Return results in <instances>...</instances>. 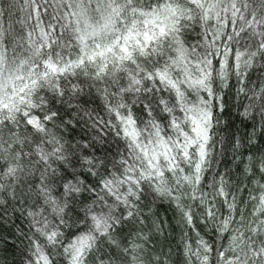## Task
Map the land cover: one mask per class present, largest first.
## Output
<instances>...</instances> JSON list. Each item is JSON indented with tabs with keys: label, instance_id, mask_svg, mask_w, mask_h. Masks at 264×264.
<instances>
[{
	"label": "snow or ice",
	"instance_id": "snow-or-ice-1",
	"mask_svg": "<svg viewBox=\"0 0 264 264\" xmlns=\"http://www.w3.org/2000/svg\"><path fill=\"white\" fill-rule=\"evenodd\" d=\"M157 202L182 264H264V0H0V244L168 264Z\"/></svg>",
	"mask_w": 264,
	"mask_h": 264
},
{
	"label": "trees",
	"instance_id": "trees-1",
	"mask_svg": "<svg viewBox=\"0 0 264 264\" xmlns=\"http://www.w3.org/2000/svg\"><path fill=\"white\" fill-rule=\"evenodd\" d=\"M234 112L235 110L232 109ZM225 120L229 119L228 116L224 117ZM237 127H240L239 122H237ZM244 131V129H241ZM231 160V152L229 151L227 158L220 164V170H224L225 164H228L232 171V179L239 180L243 183H247L244 175H237L235 164L229 163ZM246 196V193L244 194ZM152 215L149 213L150 220L165 221L163 225L164 235H158L154 239L153 247L155 249V255H159L161 262L167 259L168 264H182V256L177 251L178 247L181 246V229L177 227V218L174 215V210L168 206L167 203L153 206ZM17 224L22 223L21 220H16ZM14 230V229H13ZM148 231V229H145ZM0 236L5 238L10 237V229L8 227L0 226ZM12 243L18 245V247H13L12 244H0V264H21L22 256L19 249L24 247L23 244H19L15 238H12Z\"/></svg>",
	"mask_w": 264,
	"mask_h": 264
}]
</instances>
